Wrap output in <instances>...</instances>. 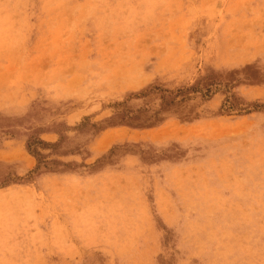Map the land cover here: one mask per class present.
Listing matches in <instances>:
<instances>
[{"label": "rangeland", "instance_id": "374dc122", "mask_svg": "<svg viewBox=\"0 0 264 264\" xmlns=\"http://www.w3.org/2000/svg\"><path fill=\"white\" fill-rule=\"evenodd\" d=\"M0 264H264V0H0Z\"/></svg>", "mask_w": 264, "mask_h": 264}]
</instances>
